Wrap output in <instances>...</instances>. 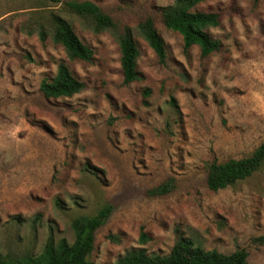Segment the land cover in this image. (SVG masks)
<instances>
[{
  "label": "rangeland",
  "instance_id": "rangeland-1",
  "mask_svg": "<svg viewBox=\"0 0 264 264\" xmlns=\"http://www.w3.org/2000/svg\"><path fill=\"white\" fill-rule=\"evenodd\" d=\"M71 2L95 4L111 25ZM175 2L0 0V258H36L49 239L71 245L72 224L110 206L88 264H115L132 250L165 256L183 239L264 264V166L216 192L205 184L211 163L250 157L264 143V0L197 5L219 20L206 28L220 44L207 57L163 26L159 9ZM148 19L163 63L139 32ZM58 20L91 61L68 58ZM126 36L139 51L128 85L119 62ZM60 63L84 88L46 100L39 86Z\"/></svg>",
  "mask_w": 264,
  "mask_h": 264
},
{
  "label": "trees",
  "instance_id": "trees-1",
  "mask_svg": "<svg viewBox=\"0 0 264 264\" xmlns=\"http://www.w3.org/2000/svg\"><path fill=\"white\" fill-rule=\"evenodd\" d=\"M50 1L60 2V0ZM205 1L207 0H176L174 5L159 9L163 26L181 36L185 50L197 46L202 57L215 53L220 47L219 42L213 40L206 32V28L219 25L217 14L195 10L197 5ZM67 6L77 14L92 16L99 25H111L110 19L93 3L71 2ZM139 32L158 61L163 63L166 58L165 45L154 22L151 19L142 22L139 25ZM55 40L62 46L70 60L91 61L92 51L82 44L73 29L64 21L58 20ZM119 52L123 83L128 85L138 79L136 60L139 51L135 41L130 36H126L120 41ZM83 88L84 84L72 74L69 67L60 63L55 76L51 80L42 81L39 91L46 100H49L69 98L81 92ZM262 166H264V143L250 157L224 163H211L205 180L206 187L216 192L250 177ZM166 191L165 187H161L155 194L162 195ZM111 210L110 206H106L94 217L76 220L72 224L74 241L71 245L63 238L56 244L49 239L40 256L14 261L0 258V264H88L86 258L94 250L95 233L104 225ZM246 259L245 250L224 255L216 251L201 250L191 241L183 239L175 243L168 255L148 256L143 250H132L118 259L115 264H248Z\"/></svg>",
  "mask_w": 264,
  "mask_h": 264
}]
</instances>
